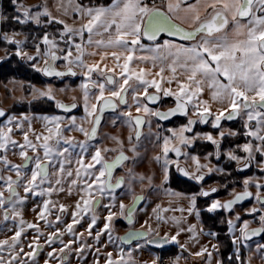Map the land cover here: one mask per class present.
Returning <instances> with one entry per match:
<instances>
[{"label":"snow or ice","instance_id":"obj_1","mask_svg":"<svg viewBox=\"0 0 264 264\" xmlns=\"http://www.w3.org/2000/svg\"><path fill=\"white\" fill-rule=\"evenodd\" d=\"M14 8V15L11 20L17 24L25 25L35 23L42 24V17L45 26L52 24L62 25L58 33L49 34L44 31L40 37L44 48L41 50L40 44H35L36 54L29 55L23 50L26 44L25 40H17L15 37L19 33L13 32L11 35L4 32L0 34L7 44L15 47V55L22 59L32 61V67L43 73L45 76L63 77L66 75L76 76L77 73L73 67L79 68L85 77V82L81 84L83 91L84 111L89 117H93V127L89 130L76 124V117H70V125L67 130H77L84 135L85 141H76L71 137H64V128L61 127L63 120L58 115L43 116L42 120L46 121L45 128L47 135H35V142L29 139L28 131L23 130V125L28 124L31 130V121L27 115L20 118L14 115H7L5 125L0 127V161L6 166V170L15 171L16 179L12 176H3L0 174V182H3V188H6L9 195L5 197L4 192L0 191V214L4 222L11 220L15 225L11 243L8 240H0V249L7 247L12 258L8 264H36L35 257L40 250L39 237L43 235L39 230L37 223H26L21 215L20 209L24 205L27 196L44 197L39 219L44 220L46 226L52 227V222L47 220L46 213L52 214L53 209H57L58 214L55 216L57 223H63L62 216L68 213V207L64 204L57 205L52 202L50 197L54 192L65 191L63 187L64 177H72L73 171L66 168L71 164V159L66 154L70 148H79L76 163L79 167L75 170V179L69 183L68 192L71 194L72 188L78 190L79 199L71 211V222L65 225L67 233L74 238H79L74 232V225L79 224L84 215L92 213L88 224V233L92 234V228L97 223L95 209L100 207V199H96L94 193H99L101 197L108 195L112 203L104 205L109 209L108 216L105 218L103 229L98 231L95 240L99 242L102 232H107L108 242L115 244L119 240L121 244H131L134 240H140L149 236V231L130 230L125 236L113 239L110 222L115 215L111 208L115 206L114 192L125 184L123 176L114 177V170L121 165L123 161L129 158L120 150V154L114 160H107L101 155V150L95 148L94 154L91 155V162H85V155L88 154V140L94 139L97 128L101 123V117L105 109L110 108L113 111L119 105H124L128 110L122 111L120 116L125 118V122L135 130V140L137 144L141 138V132L138 130L144 123V119L137 115L132 116L131 108L135 105V111H143L147 116H154L160 121L168 120L177 114L185 117L189 116V108L192 109L193 115L197 119L188 118L187 123L182 125L179 130L167 129L171 136H160L157 134L156 139L161 143V154L155 157L164 172V179L167 180L169 166L174 161L169 160L170 152H175L177 156L184 155L180 147L173 144L178 140L182 146H191L193 141L202 137L210 141L216 148L215 155L220 157L221 140L225 136L224 131L219 132L220 139H215L211 133H194L192 136L185 133L193 132V126L199 123H208L209 117H213L211 123L214 128H219L222 119L233 120L236 117H246L244 136L250 139L236 148L245 153L244 156L236 155L235 150L226 153L228 159L244 161L243 168H248L253 162L264 172V0H167L166 10L161 7H149L146 0H111L107 5L85 6L77 4L73 9V16L81 22L79 26H70L64 19L55 17L46 6L27 7L21 0H10ZM42 9V10H41ZM9 17L0 11V21H7ZM179 20L187 24L188 28L181 27L175 21ZM162 34L168 37H177L185 43H176L172 39H163L160 42ZM142 40L152 42L145 45ZM64 44V48L60 44ZM92 49V51H89ZM111 50V51H110ZM75 51V55L73 52ZM61 53L58 55L57 53ZM138 52H147L149 55H137ZM99 56V61L89 63L86 57ZM111 58L115 62V67L109 68L107 64L101 67L106 59ZM65 61V71H58L55 68L57 60ZM43 61L44 67H38L40 61ZM122 61V62H121ZM151 63L152 68H159V71L153 73L151 69L137 68L134 65ZM117 69L119 70L117 72ZM167 70L169 75L165 77ZM93 73L98 78L93 80ZM151 77V79L147 78ZM155 77H159L156 79ZM176 85L175 90L171 87H163V84ZM91 88L98 90V95L94 96L95 103L90 101ZM149 88L155 91L150 93ZM131 90L132 104H129L128 94ZM210 100L202 99L205 91ZM163 94L165 97L175 98V107L167 111L152 109L148 102L157 103ZM34 98H47L55 100L51 87L46 90L33 89ZM142 98V99H141ZM211 101V102H210ZM56 107L68 112L76 108L75 103L71 105L55 101ZM219 105L216 112L213 113L212 105ZM99 113V114H97ZM227 113V115H225ZM6 113L0 109V117H5ZM116 119H119L117 117ZM255 122L252 126V122ZM115 123V120L113 121ZM23 132L24 143L18 144L12 139L13 127ZM158 127L160 125H157ZM228 135L236 136L237 133L229 131ZM128 141L131 144L133 137L130 135ZM51 142V143H50ZM122 144V142H120ZM64 145H67L65 147ZM171 145V146H170ZM9 146L20 149L19 155L24 160L23 165H13L7 160L6 153ZM35 155L29 156L28 151ZM136 153L137 147L133 145L130 149ZM42 151V155L40 154ZM106 151H114L107 149ZM257 154L260 159L257 160ZM213 153H208L205 159L211 157ZM191 159L196 164V174H191L184 169L185 176H191L197 182L204 180V173L201 171L207 168L208 172L213 171L208 165H201L198 156H192ZM46 161V162H45ZM29 165L30 178L27 175ZM58 165V167H57ZM96 165H100L97 169ZM52 169L53 171H50ZM223 171V169H217ZM242 170V169H241ZM56 172L61 175L56 176ZM143 179V177L141 178ZM257 177H248L243 180L244 191L234 193L233 199L221 203L219 200H213L207 207L208 212L224 209L231 211L237 203L253 196L249 187L254 185L257 189L255 193L256 201L261 205L260 209L253 207L248 214L257 212L264 213V184L258 182ZM45 185H47L45 187ZM23 187L25 196H21L18 187ZM216 188L210 191H201L193 193L190 197L189 213L196 209L197 196L208 197L211 193L216 192ZM143 197H136L132 206H125L121 201L119 204L120 214L124 216L129 224H133V213L136 211V203ZM166 211V210H165ZM183 211V209H181ZM199 216V211H196ZM160 219V217H157ZM240 217L237 215L236 219ZM179 224L176 217H172ZM228 231L232 234V243L236 248L234 259L240 260V245L247 242L252 237L264 233V214L259 216L260 227L249 228V221L245 220L240 228V236H236L235 225L232 220H228ZM195 225H189L186 231L193 233L195 238ZM35 229L37 236L33 242L28 244L30 251L24 252L21 237L25 229ZM185 229L180 228L175 235L170 237L171 241L178 242L177 236ZM62 230L57 227L54 232L47 235L46 243L49 245L59 241L63 247L59 250L64 253L60 257L61 261L68 258L65 249L75 242L70 239L65 243L61 239ZM215 236V233H207ZM148 243L155 241L148 240ZM163 242H167L164 240ZM182 248L184 245H180ZM90 247V246H89ZM119 256L112 259V253H106L105 264H127L124 260V249L119 247ZM140 247L139 244L136 245ZM213 249L216 245L212 246ZM85 246L81 245L76 248L77 255H82ZM56 250L53 249V252ZM99 252V249L96 250ZM256 251L264 259V244L257 243ZM53 252L48 256L53 257ZM207 249L202 248L195 255H203ZM21 255L28 257V260H21ZM130 255V252H129ZM211 260L212 253H207ZM0 264L5 261L0 258ZM48 264V261H45ZM98 264V261H97ZM217 264H223V261H217ZM229 264H232L230 258Z\"/></svg>","mask_w":264,"mask_h":264},{"label":"rangeland","instance_id":"obj_2","mask_svg":"<svg viewBox=\"0 0 264 264\" xmlns=\"http://www.w3.org/2000/svg\"><path fill=\"white\" fill-rule=\"evenodd\" d=\"M21 2L27 6V7H34V6H46L47 10L52 13L53 16L64 19L66 23H68L70 26L77 27L80 24V20L74 18L73 16V9L77 4H80L79 0H21ZM2 7H0L1 9ZM42 10V9H41ZM42 24L36 25L35 23H29L33 26L39 27V28H47L48 26H45L43 24V21L46 19V17H42ZM4 21H0V24L2 25ZM62 26V25H61ZM59 28H48L46 31L49 32V34L58 33ZM4 33L0 29V34ZM9 35L13 33L7 32ZM16 33H19L15 37L17 40H25L26 44L30 45V42L28 41L25 34L17 31ZM29 42V43H28ZM35 44L41 45V50L43 51V44L41 43V40L34 41L31 47L23 46V50L27 52L29 55H35L36 54V48ZM61 48H64V44H60ZM15 47L13 45L7 44L3 39H0V61L6 62L12 59L14 56L17 57V59L26 65L27 67H31V70L34 74L36 71L31 65L32 61H29L27 59H22L21 57L16 56L15 54ZM58 55H61V53H57ZM73 55H75V51L73 52ZM57 68L65 69V61L57 60L56 62ZM38 67H44L43 61L41 60L38 64ZM79 68L73 67V70L77 73V89L70 88L69 84H63L62 88H55L52 84L45 85V86H36V85H27L25 86V83H23L21 80H13L10 79L6 82H0V109L8 110L12 103L15 102H21V101H31L38 98H34L33 95V89H40V90H46L49 86L51 87L53 94L55 96V100H62V101H72L75 98L80 101L81 105L83 106L84 101L81 100V84L84 83V78L80 76V73L78 71ZM38 72V71H36ZM96 77V76H95ZM98 77V76H97ZM42 79V76H40ZM63 77H60L59 79H62ZM95 79V78H94ZM44 83H52V80L42 79L40 80ZM71 81V80H70ZM149 92H152V89H149ZM95 95L91 96L92 99ZM161 99L157 104L150 105L148 103V106L152 109H159V110H165L166 107L170 105V100L172 101L174 97L169 96L167 99L163 100L162 94H160ZM46 98V97H45ZM142 99V98H141ZM54 100V101H55ZM128 101L129 104H132V98H131V90H129L128 95ZM68 102V103H70ZM84 108V107H83ZM128 109L126 107L119 109L117 112L106 114L103 117V121L100 124L96 136L93 140H88L89 149L88 154L85 155V162H91V155L94 154L95 148H99L101 150V155L105 157L107 160H111L117 153H120V150L122 149L124 154L129 158L127 162L122 166V169L120 171V174L115 175V178H119L123 176L125 178V184L119 188L116 189L114 192L115 196V206L111 208V211L115 213L113 216L111 222H110V229L113 236V239L115 240L116 237H121L123 234H125L129 230H142V231H151L149 232V236L145 240L134 242L131 245H125L121 244L119 240H115V244L108 242V234L107 232H102L99 242L95 240L96 233L98 231H101L103 229V225L106 222L105 218L108 216L109 209L105 208L104 205H110L112 203L111 197L108 195H104L101 197L99 193H94L96 199H100L101 205L100 207L96 208L95 215L97 217V223L92 228V234L89 235L88 233V224L91 219L92 213H88L84 215V218L80 221L79 224L74 225V232L78 235L79 238H74L71 234L67 233L65 230V225L67 223L71 222V211L74 210V205L76 201L79 199V193L78 190L73 187L71 194L68 192L69 183L72 179H75V170L79 167V165L76 163V160L78 159L77 154L81 152L79 148H70L69 153L66 154L71 159V164L66 165V168L73 171L72 177H64L63 181V187L65 191L63 192H54L52 196L50 197L51 201L59 204H64L68 207V213L62 216L63 223H57L55 220L56 214H58L57 209L52 210V214L48 215L47 213L46 218L47 220L52 222V227H48L45 224L44 220L39 219L38 213L40 212V208L42 207V203L44 199H49V197H39V196H32L29 194L27 196V199L20 209L21 215L26 223H37L39 226L40 232L43 233L39 237V245L40 250L38 251L35 262L36 264H45V261H48V264H105L106 260V253L111 252L112 253V259H117L119 256V247H122L124 249V260L127 262V264H156L157 258L162 256H169L171 259H173L174 264H216L218 261L217 256H224L226 252V241L228 238H226L225 235L217 236H210L207 233L213 231H206L204 232L201 228V222H200V211L196 208L193 212L189 213L188 208L190 207V197L187 198L183 193H180L178 190L172 189L170 187V180L173 177V171L174 169L178 168V166L187 165V167L190 168V170L196 171V164L191 159L189 154L187 156H180L175 157L173 155V152L169 153V160L174 161L175 163H172L169 166L168 174H167V180L164 179V172L161 168V163H158L155 160V157L159 154H161V143L158 142L156 139L157 134H159L161 137L168 135L171 136V133L167 131V129H175L179 130L181 127L182 118H175L172 121H169L166 124H163L159 122L154 116H147L143 111L140 113H137L135 111V105L131 108L132 116H143L145 123L141 127V138L139 143L137 144L135 140V130H133L126 122L125 118L120 116V113L122 111H127ZM14 115L17 118H20L22 115H27L31 121V130L29 131L28 124L25 123L23 125V130L28 131L29 133V139L33 140L35 142V135H47V130L45 128L46 121L42 120L41 117L43 116H53V115H42V114H10ZM61 116L62 118H65L63 120V123L61 125L62 128L65 129L63 132L64 137H71L74 138L76 141H85V137L82 133H80L77 130H67L68 126L70 125V117H76V124L78 126H83L85 129L90 130L92 127V117H89L85 115L84 117L79 115H65V114H54ZM119 117V119H116ZM190 118V117H188ZM186 118V120L188 119ZM115 120V123L113 122ZM6 118L0 122V127H3L5 125ZM253 125L255 122H252ZM157 125H160L159 127ZM10 127H13L12 131V139L15 140L18 144L24 143L23 138V132L20 129H17L14 127V125H9ZM225 134H228L229 132L227 130H223ZM133 137V141L130 144L128 141L129 136ZM185 135L192 136V133H185ZM122 142V144L120 143ZM51 143V142H50ZM173 144H175L177 147H180L181 152H185L186 146H182L179 144V141H173ZM133 145H136L137 151L136 153H133L130 149ZM67 147V145H64ZM171 146V145H170ZM107 149H112L114 151H106ZM20 149L18 147L13 148L9 146V150L6 153L7 160L10 162V164L13 165H23L24 160L19 155ZM5 153L0 152V155H4ZM42 155V151L40 153ZM29 156L35 155L32 151H28ZM46 162V161H45ZM210 167L213 169L212 172H218L217 168H214L209 164V162L205 161ZM241 162V161H240ZM243 162V161H242ZM253 164L257 167H259L256 162H253ZM32 165H29V169L27 170V175L30 178V169ZM58 167V165H57ZM100 165H96V168L98 169ZM0 174L3 176H12V178L15 180L16 173L15 171H8L6 170V166L2 161H0ZM203 171H208L207 168L202 169ZM50 171H53L50 169ZM61 174L59 172H56V176H60ZM175 175V174H174ZM143 177V179H141ZM181 179V178H180ZM261 183L260 181H258ZM3 182L0 183L2 185ZM47 185H45L46 187ZM216 186L217 185H213ZM254 186V185H252ZM20 193V195L23 197L25 196V193L23 192V187L20 186L17 189ZM251 190H253V200L252 204L253 206H250L246 210L241 208H234L235 210L233 213L228 214L225 212L224 209L223 213L225 216V219H232L233 224L235 225V228L239 227L241 228L243 226V223H241V219L235 220L237 215L242 216V214H245V220L249 221V227L253 225H260L259 223V216L261 214H264L262 212H257L255 214H248L250 209L253 207L260 209L261 205L256 201L255 199V193L257 192L256 187L254 186ZM0 191L4 192L5 197L9 195L6 188H3L0 186ZM224 191V190H223ZM238 190H232V191H224V194L212 196L208 198L207 201H209V204L213 200H219L221 203L229 199L233 196L234 193H236ZM263 195V194H262ZM136 197H143L142 200H140L136 205V211L133 213V224H129L127 220L124 218L123 215L120 214L119 204L122 201L125 206H132L135 202ZM221 197V198H219ZM197 207V206H196ZM208 207V206H207ZM207 207L205 208V211H207ZM183 209V211H181ZM166 210V211H165ZM217 209L213 212H208L210 214H216L217 212H220ZM196 211H199V216L196 215ZM242 211V212H241ZM157 217H160L158 219ZM172 217H176L179 221V224H177L176 221L172 219ZM251 217H254V219L251 220ZM244 220V221H245ZM189 225H195V238L193 237V233H190L186 231V229L189 227ZM59 227L62 230L61 239L67 243L68 240L74 239V243L70 246V249H65V252L68 255L67 260L61 261L60 257L64 254L61 253L59 250L63 247V245L56 241L55 243L49 245L46 243L47 235L51 232H54L55 229ZM15 225L11 220L8 222H4L2 218V214H0V240H8L9 243H11V237L14 234L13 231L10 229H14ZM183 228L185 231H181L180 234L177 236V242L171 241L170 237L172 235H175L177 231ZM236 230V229H235ZM235 235L237 231H235ZM240 230V229H239ZM240 232V231H239ZM37 236V232L35 229H25V233L21 237L22 246L24 248V252L30 251L28 244L33 242L34 237ZM153 237H161L166 238L168 242L171 245H177L178 246V253H176V250L174 248V251L171 250H152L147 246V240ZM215 239H218V241L222 240L219 244L220 252H215V249H213V245H215L212 241ZM261 243L260 240H255L253 242H247V246L245 244H241L243 247V250L245 252V257L242 259V262L244 264H264V259L261 258V254L256 251V244ZM139 244L140 247L137 248L136 245ZM81 245L85 246V250L82 255H77L75 249L80 247ZM180 245H184L182 248ZM90 246V247H89ZM169 248V247H167ZM207 249V252H205L203 255H195V253L200 252L201 249ZM53 249L56 251L53 252ZM99 249V252L96 250ZM167 250V251H166ZM225 251V252H223ZM53 252V257H49L48 253ZM130 252V255H129ZM211 252V260H209L207 253ZM0 258H2L5 261V264H8V261L12 258L11 251L5 247L3 249H0ZM21 260H28V257H25L21 255ZM233 259V258H232ZM223 261V264L229 263L230 258L228 259H221ZM235 261V263H241V260H232ZM29 264H31V261H29Z\"/></svg>","mask_w":264,"mask_h":264},{"label":"flooded vegetation","instance_id":"obj_3","mask_svg":"<svg viewBox=\"0 0 264 264\" xmlns=\"http://www.w3.org/2000/svg\"><path fill=\"white\" fill-rule=\"evenodd\" d=\"M0 63H2V61H0ZM54 66H55L56 70H58V71H65L66 70V68L65 69L57 68L56 63ZM29 68L31 69V67H29ZM36 76H38L39 80H42V79L52 80V83H37V82H35ZM40 76H42V79L40 78ZM59 78L60 77H55V76H52V77L45 76V75H43V73L35 71L34 74H32L29 77V79H24V80L23 79H13V80H21L23 83H25V86H27V85L45 86V85H49V84L51 85L52 84L55 88H62L63 84H69L70 88L77 89V86H78L76 83L77 76L66 75V76H63L62 79H59ZM92 90L93 89L90 86V91H92ZM163 97H164L163 100L168 98L165 96H163ZM45 100L50 102L51 105L50 106L45 105L44 103L41 102V101H45ZM55 101H60L61 103L67 104V105H71V104L75 103L77 105V107L74 108L71 112H66L61 108H57ZM55 101L49 100L47 98H38L35 100H31V101L25 100V101H21V102L12 103L10 108L8 110H6V112H5L6 116L0 117V122L2 120H4L7 117V115H10V114H37V115L38 114L39 115L40 114H42V115H45V114L46 115L65 114V115H72V116L73 115H79L82 117L87 115L85 113L84 108L81 105L80 101H78L76 98L74 100H72L71 102L70 101L66 102V101H62V100H55ZM36 102H41V103L38 105L32 104V103H36ZM68 102H70V103H68ZM169 102H170V105L168 107H166L165 110H161V111H167L168 109L173 108L175 106V98L172 101L170 100ZM30 105H33V107L31 108ZM124 107H125L124 105H119L117 107V109L113 112H117L119 109H122ZM113 112H109V113H113ZM109 113H105L103 115V117ZM213 113H215V112H213ZM225 115H227V113H225ZM141 117H143V116H141ZM188 117H190L192 119H197V117L195 115H193L191 108H189V116ZM188 117H185V116L174 117L173 119L182 118V122H181V126H182V125L187 123L186 118H188ZM173 119H171L170 121H172ZM212 119H213V117H209V122L204 123V124L197 122L193 126V132H191V133L192 134H194V133H211L215 139H220L219 132L222 131V129L223 130L225 129L228 132L229 131L236 132L237 133L236 136H230L228 134H225L224 138L221 140V147H220L221 155H220V157L217 158L215 155V152H216L215 146L210 141H207L206 139H204L202 137H198L197 139H195L193 141V144L191 146H187L185 149V152H182V153H187V154H189L190 157L198 156L201 165H208L205 162L206 161L205 157L207 156L208 153H213V155L211 157H209L207 159V161L214 168L223 169V171L209 173L208 171L201 170L204 173V180L200 181V182H197L196 180L192 179L191 176H185L183 174V171L178 170V168L177 169L175 168L173 171V173L177 177L181 178L185 182V186L187 188V191H186L187 193H183V194L187 198L191 197V195L193 193L198 194L201 191V188H203L205 191H210L212 188L217 189L216 192L211 193V195L208 197L198 195L197 200H196V205L198 204L199 199H206V198H210V197L216 196V195L220 196L221 194H224V191L228 192V191H232V190H238L236 193L243 192L244 191L243 180L248 178V177H257V178H259V181L261 182V184H264V172H262L259 167L255 166L252 163L248 168H243L244 161L243 162L241 161L239 164H237L236 161H232V160L228 159V157L226 155V153L230 150H235L236 155H239V156L246 155L245 153H243V151L236 148L237 145H242L250 139L249 137H246L243 134L245 132L244 123H245L246 117L238 116L233 120L222 119L219 128H214L212 126V123H211ZM92 120H93V117H92ZM102 121H103V118H102ZM168 122H166V123H168ZM166 123H163V124H166ZM92 126H93V123H92ZM252 126H254L253 123H252ZM91 128H90V130H91ZM90 130H89V132H90ZM91 140H93V139H91ZM119 154L120 153H117L111 160H114L115 157H117ZM173 155L175 157L182 156V155L177 156L175 152H173ZM259 159H260L259 154H257V160H259ZM126 162H127V160L123 161L121 163V165L118 166L114 170V176L117 174H120L122 166ZM179 168L184 169L191 174H196V172H197V170L196 171L190 170V168L187 167V165L179 166ZM0 171H1V169H0ZM213 185H217V187L213 186ZM253 187L254 186H250L248 189L252 193L254 192L253 190H251ZM171 188H172V186H171ZM172 189H174V188H172ZM262 194L264 195V192H262ZM252 197H249V198L237 203L236 205H234V207L231 211L225 210V212L228 214H231L235 210L234 208H241V209L246 210L250 206L254 205L251 203L253 200ZM219 198H221V197H219ZM233 198H234V196L230 197L229 199L224 200L223 202H226V201L233 199ZM219 211L223 212L222 209ZM244 217H245V214H242V216L240 215L239 219H241V221H240L241 223L244 222V220H245ZM252 219H254V217H251V220ZM228 220H232V219H226V230L225 231H213V232H215V234H217V236H221V233H222V235H225L226 238H228L227 240H229V241H226L227 242L226 243V249H225L226 252L223 251V252H225V254L223 256L225 259H228L231 257L234 258V253L236 251V248L232 243V238H233L232 234L229 233V231H228V223H227ZM235 220H236V218H235ZM260 226L261 225H253V226H250L249 228L255 229V228H259ZM235 229L234 230L237 231L236 236H240V232H239L240 228L237 227ZM255 240H260V242H261L260 244H264V233H262L258 238L251 239L248 242H253ZM222 242L223 241L221 240V243ZM242 247L243 246L240 245V255L242 253L245 255V252H244ZM232 263H235V261H232Z\"/></svg>","mask_w":264,"mask_h":264},{"label":"trees","instance_id":"obj_4","mask_svg":"<svg viewBox=\"0 0 264 264\" xmlns=\"http://www.w3.org/2000/svg\"><path fill=\"white\" fill-rule=\"evenodd\" d=\"M80 4L85 6H95V5H107L109 4L110 0H79ZM0 11L4 13V15L9 17V20L4 21L3 24H0V29L3 32H21L26 35L28 41L30 42V45L25 44L26 47L33 46L32 44L34 41H37L40 39V37L43 35V32L46 31L48 28H54L57 27L59 29L62 28L61 25L52 24L48 26L47 28H39L36 26H33L32 24H25L20 25L12 21L10 18L12 15H14V8L10 4V0H0ZM28 42V43H29ZM33 74L32 70L21 63L17 57H13L9 61L0 63V82H6L10 79H29V77ZM37 83H44L39 80L38 76H36ZM45 105H51L50 102L47 100L41 101ZM41 102H36L32 104H40ZM32 108L33 105H30ZM46 112V111H45ZM174 188L175 190H178L180 193H187V188L185 186V182L173 174L172 179L170 180V187ZM206 199H199L197 206V209L200 211V221L202 224V230L204 232L206 231H225L226 230V219L223 212H217L216 214H210L205 211V208L209 205V201ZM165 248L167 250L174 251V248ZM162 249V250H165ZM166 250V251H167ZM244 254L242 253L240 255L241 263H232V264H244L242 262V259L244 258ZM225 260V258L223 257ZM229 264V263H225Z\"/></svg>","mask_w":264,"mask_h":264},{"label":"crops","instance_id":"obj_5","mask_svg":"<svg viewBox=\"0 0 264 264\" xmlns=\"http://www.w3.org/2000/svg\"><path fill=\"white\" fill-rule=\"evenodd\" d=\"M146 2L148 3L149 7H152V6H153V0H146ZM190 2H194V0H190ZM110 3H111V0H110L109 4H110ZM166 3H167V0H155V6H156V7H161V8H163L164 10H166ZM175 22H176L177 24H180L181 27L188 28V25H187V24H183V23H182L181 21H179V20H176ZM163 39H172V38H170V37H168V36H166V35H162V36H161V39H160V42H162ZM172 40H174L176 43H185L184 41H178V40H175V39H172ZM142 43H144L145 45H150L152 42L147 41V40H142ZM89 51H92V49H89ZM110 51H111V50H110ZM137 55H149V53H147V52H138ZM85 59H86L89 63H92V62H94V61H99V60H100V57L97 55V56H95V57H86ZM121 62H122V61H121ZM104 64H107V66H108L109 68L115 67V62H114L111 58H108V59H106L105 61H103L102 64H101V67H103ZM134 66L137 67V68L143 67V68L151 69V71H152L153 73L159 71V68H158V67H157V68H152L151 63L139 64V65H134ZM78 71H79V73H80V76H81L82 78H84V81H85V77L83 76L81 70L78 69ZM118 71H119V70L117 69V72H118ZM164 75H165V77H167V76L169 75V73L167 72V70L165 71ZM95 76H96V77H95ZM94 78H95V79H98V78L102 79V77H97V74H96V73H93L92 79L95 80ZM147 78L151 79V77H147ZM155 78H156V79H159V77H155ZM90 86H91V85H90ZM162 86H163V87H171V88H173V90H175V88H176V85H175L174 83H173L172 85L163 84ZM92 89H93V90L90 91V97L93 96V95H98V94H99L97 89H95V88H92ZM149 89H152V88H149ZM80 90H81V100H82V99H83V91H82V88H81V87H80ZM154 91H155V90L152 89V92H154ZM152 92H150V93H152ZM161 94H162V93H161ZM162 95H163V94H162ZM202 99L210 100V97H209V95H208V93H207V90L205 91L204 95L202 96ZM90 101H91L92 103H95V102H96L95 99H94V97H93L92 99L90 98ZM210 102H211V101H210ZM83 105H84V104H83ZM83 107H84V106H83ZM218 107H219V105L213 104V105H212V111H213V112H216V110H217ZM200 222H201V221H200ZM201 228H202V225H201ZM212 242L216 245L215 252H216V253H217L218 251L220 252L219 244H220L221 240L218 241V239H215V240L212 241ZM221 245H222V243H221ZM169 246H170L171 248H175L176 253H178V246H177V245H171V244L169 243ZM217 257H218V258H217L218 261H221V259H222L223 256L220 255V256H217ZM231 258H233V257H231ZM157 260H158V258H157ZM232 260H235V259L233 258ZM216 264H217V263H216Z\"/></svg>","mask_w":264,"mask_h":264},{"label":"water","instance_id":"obj_6","mask_svg":"<svg viewBox=\"0 0 264 264\" xmlns=\"http://www.w3.org/2000/svg\"><path fill=\"white\" fill-rule=\"evenodd\" d=\"M162 35H165V34H162ZM170 38H172V39H175V40H178V41H180L177 37H170ZM150 105H154V104H156V103H151V102H148ZM175 107V106H174ZM173 107V108H174ZM74 109V108H73ZM73 109H71V111L73 110ZM71 111H68V112H71ZM109 112H113V110L112 109H110V108H107V109H105V111L103 112V114H102V117H101V122H102V118H103V115L105 114V113H109ZM97 114H99V113H97ZM183 115H181V114H177L176 116H173V117H171L170 119H168V120H164V121H160V122H162V123H166V122H168V121H170L171 119H173L174 117H182ZM143 118V117H142ZM144 119V118H143ZM157 119V118H156ZM158 120V119H157ZM101 124V123H100ZM94 126V125H93ZM92 126V127H93ZM100 126V125H99ZM99 126H98V128H99ZM142 127V126H141ZM141 127L138 129L139 131H141ZM98 128H97V130H98ZM136 205H137V203H136ZM130 231V230H129ZM129 231H127L125 234H123L122 236H125ZM134 231H142V230H134ZM121 236V237H122ZM260 235H258V236H254V237H252L251 239H254V238H258ZM147 238V237H146ZM146 238H142V239H140V240H134L131 244H133L134 242H137V241H141V240H145ZM148 240H152V241H155L154 243H148L147 242V246L149 247V248H151L152 250H162V249H165V248H167L168 246H169V242H168V240L166 239V238H161V237H153V238H150V239H148ZM147 240V241H148ZM164 240H167V242H163ZM131 244H125V245H131Z\"/></svg>","mask_w":264,"mask_h":264},{"label":"built area","instance_id":"obj_7","mask_svg":"<svg viewBox=\"0 0 264 264\" xmlns=\"http://www.w3.org/2000/svg\"><path fill=\"white\" fill-rule=\"evenodd\" d=\"M156 264H174L173 259H171L169 256H162L159 257Z\"/></svg>","mask_w":264,"mask_h":264}]
</instances>
